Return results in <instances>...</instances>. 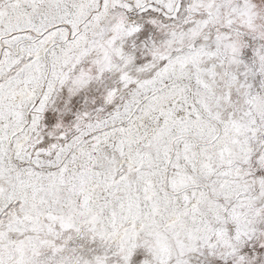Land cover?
<instances>
[{"label": "snow or ice", "instance_id": "6c2138e0", "mask_svg": "<svg viewBox=\"0 0 264 264\" xmlns=\"http://www.w3.org/2000/svg\"><path fill=\"white\" fill-rule=\"evenodd\" d=\"M0 264H264V0H0Z\"/></svg>", "mask_w": 264, "mask_h": 264}]
</instances>
